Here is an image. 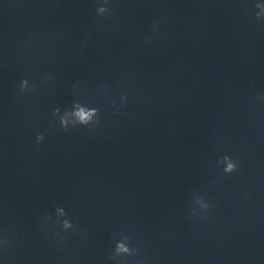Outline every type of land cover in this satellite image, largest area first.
Segmentation results:
<instances>
[{"label": "water", "instance_id": "obj_1", "mask_svg": "<svg viewBox=\"0 0 264 264\" xmlns=\"http://www.w3.org/2000/svg\"><path fill=\"white\" fill-rule=\"evenodd\" d=\"M254 11L252 0H0L5 264H264ZM74 100L97 106L98 122L60 127L52 109ZM224 154L235 172L217 165ZM198 199L210 208L193 216ZM121 235L136 253L112 255Z\"/></svg>", "mask_w": 264, "mask_h": 264}, {"label": "clouds", "instance_id": "obj_2", "mask_svg": "<svg viewBox=\"0 0 264 264\" xmlns=\"http://www.w3.org/2000/svg\"><path fill=\"white\" fill-rule=\"evenodd\" d=\"M110 4V0H106ZM252 6L255 9L254 16L257 20H264V0H252ZM96 14L100 17L107 16L111 13L109 6H105V3H100V6L95 9ZM155 27V25H153ZM33 90L29 79L23 78L19 81V91L30 92ZM127 95L125 92L119 94V105H123L126 102ZM264 101V96L259 97ZM113 109L119 111V106L116 99L110 101ZM100 110L97 106L82 102L80 100H74L71 105L61 110L56 107L52 109V116L58 121L59 126L65 130L70 127L76 126H88L94 124L99 120ZM44 138V133L38 132L35 136L36 143H40ZM217 165L221 168L222 172L232 173L238 169V161L228 154H224L218 158ZM210 208V202L207 199H198L197 206L190 209L193 216L203 215ZM57 211L63 215V209H57ZM43 224V223H42ZM44 225V224H43ZM45 226V225H44ZM58 227L62 232H66L74 228L71 220L64 218L58 222ZM6 244V239L0 235V250L3 249ZM137 248L131 244L129 237L121 235L118 239H115L112 255L115 257L128 256L136 253ZM0 264H5V259L0 256Z\"/></svg>", "mask_w": 264, "mask_h": 264}]
</instances>
